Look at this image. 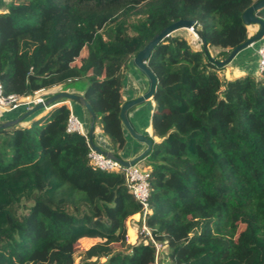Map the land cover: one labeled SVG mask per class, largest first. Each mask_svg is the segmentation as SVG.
<instances>
[{
    "label": "trees",
    "instance_id": "16d2710c",
    "mask_svg": "<svg viewBox=\"0 0 264 264\" xmlns=\"http://www.w3.org/2000/svg\"><path fill=\"white\" fill-rule=\"evenodd\" d=\"M255 1L6 0L2 91L22 98L78 88L93 130L98 122L119 156L130 58L164 26L192 19L222 59L251 35L241 13ZM255 14L264 20V6ZM177 31L145 59L156 83L151 147L140 160L148 173L144 224L168 248L170 264H264V67L225 77L226 66ZM80 79L82 88L74 84ZM67 115L60 103L27 124L0 127V264H74L75 257L157 264L146 237L126 242L127 220L139 218L140 206L121 173L91 166L84 137L65 132ZM84 238L94 242L75 250Z\"/></svg>",
    "mask_w": 264,
    "mask_h": 264
},
{
    "label": "water",
    "instance_id": "95a60500",
    "mask_svg": "<svg viewBox=\"0 0 264 264\" xmlns=\"http://www.w3.org/2000/svg\"><path fill=\"white\" fill-rule=\"evenodd\" d=\"M264 6V0H256L252 4H250L247 8H245L241 13V20L244 25L253 24L256 26V30L253 34H251L246 40L241 42L240 44L234 46L226 52V55L222 59L215 60L213 51L207 47L206 40L202 34L199 24L192 19H177L170 24L161 28L157 33H155L143 46L140 48L129 60L130 66L145 80V88L144 90L134 98L123 101L119 106L118 116L120 119V123L122 128L126 131V133L137 143L142 144V149L139 153L133 156L130 159H122L120 156H115L111 151L100 148L93 142V119L94 114L89 107V105L84 101L81 95L67 92V91H59L50 96L47 100H45L42 104H36L30 109L26 110L21 116L16 119L2 122L0 127L10 125L17 121H20L21 118L26 117L33 113L34 111L44 108L50 104L57 102L58 100L64 101H72L80 106H82L87 115V131L86 137L87 142L96 152L103 154L106 157L112 158L116 160L122 167H127L130 165H134L136 162H139L149 151L151 147V139L145 135L140 133L135 129L133 124L129 119V113L143 105L147 100L152 98L154 86L156 83V79L150 69L147 67L145 63V59L148 57L152 48L165 37H168L172 32L185 29L190 30L198 43L204 54L208 59L212 60L217 67H221L229 64L236 54L251 46L254 42H257L264 38V20H262L259 16L255 14V11Z\"/></svg>",
    "mask_w": 264,
    "mask_h": 264
},
{
    "label": "built area",
    "instance_id": "2783aa9c",
    "mask_svg": "<svg viewBox=\"0 0 264 264\" xmlns=\"http://www.w3.org/2000/svg\"><path fill=\"white\" fill-rule=\"evenodd\" d=\"M3 3L6 0H2ZM256 56V69L259 73L264 67V40L258 41L254 48ZM44 88H40L33 92L32 96H25L20 98L15 94H4L2 91V85L0 83V110L1 111H12L19 107H23L25 110L30 109L36 104H42L44 102ZM69 101H59L46 106L49 108L56 104L64 103L68 108V115L65 123V132H74L82 135L88 146L87 157L92 167L101 171H119L123 177L125 188L133 197V199L140 206L139 214V228L138 234L141 237H146L153 245L155 256L161 247V243L156 242L152 239L149 229L144 224L145 214L147 212V197H148V183H147V170L143 169L139 171L134 165L122 167L116 160L106 157L103 154L96 152L87 142L86 137V126L84 122L80 120L70 109Z\"/></svg>",
    "mask_w": 264,
    "mask_h": 264
},
{
    "label": "crops",
    "instance_id": "0c3cea01",
    "mask_svg": "<svg viewBox=\"0 0 264 264\" xmlns=\"http://www.w3.org/2000/svg\"><path fill=\"white\" fill-rule=\"evenodd\" d=\"M3 7H4V3L2 1H0V10H2ZM251 26L253 27V33H254L256 30V26L253 24ZM247 49H248V51L245 53H243L242 51H244L246 49L239 51L236 54V56L233 58V60L229 64H227V66H231V64L237 62V65L239 64V67L246 68L249 52L251 54V57H252L254 63L256 64V56H255V52H254V47L250 48V50H249V48H247ZM245 72L251 73L249 71V68H248V70L245 69ZM122 85H123L122 96H123V99L125 101L128 99L134 98L135 96L139 95L144 90L145 80L128 63V69L126 70V72L124 74ZM59 91H60L59 87L52 86V87L46 88L44 91V95H43L44 101L47 100L50 96H52L54 93L59 92ZM67 92L75 93L78 95L81 94L80 92H76L73 90H70ZM59 101H64V100H58L57 102H59ZM67 103L70 105V109H71L72 113H74L78 118H80V120L82 122H84V120H85L84 117L86 118L85 126H86V131H87L88 119H87V115H86L84 108L82 106L72 102V101L67 102ZM152 106H153L152 100L149 99L143 105L132 110L129 113V119H130L131 123L133 124V126L135 127V129L137 131H139L140 133L147 135L148 137L150 136L149 116H150V112L152 110ZM47 109L48 108H46V107L38 109V110L34 111L33 113H31L30 115L21 118L20 124L21 125L27 124L32 118L38 117L39 115L43 114ZM25 111L26 110L23 107H19L16 110H12V111H8V112L0 110V122L2 123L5 121L16 119L19 116H21V114H23ZM83 115H84V117H83ZM122 131H123V135L125 138V144H124V147H123L121 153L119 154V156L122 159L127 160V159L132 158L133 156H135L137 153L140 152V150L142 149V144L134 141L126 133V131L124 129ZM97 132L95 134V131L93 130V139L92 140H93L94 144H96L100 148H103L105 150L110 151L108 143L106 141V138ZM131 218H132V216H131ZM136 234H137V232H136ZM128 238L129 237L126 238V240H127L126 242L128 244H130Z\"/></svg>",
    "mask_w": 264,
    "mask_h": 264
},
{
    "label": "rangeland",
    "instance_id": "374dc122",
    "mask_svg": "<svg viewBox=\"0 0 264 264\" xmlns=\"http://www.w3.org/2000/svg\"><path fill=\"white\" fill-rule=\"evenodd\" d=\"M252 24L250 25H247V27L249 28V34H252L253 33V27L251 26ZM177 34H180L182 35L183 37H185L189 44L193 47V48H198L199 45H198V41L197 39L195 38L194 34L188 30H185V29H180L176 32ZM264 40V38H263ZM258 43L257 42H254L251 46H249V50L250 48H255L256 44ZM246 50L242 51L243 53L247 52L248 49L245 48ZM83 52H81L82 54ZM238 60V59H237ZM77 61V59H76ZM226 67H224V72L222 73V75H224L225 77H231V76H235V75H241L245 72V69L248 70L249 68V71L256 75L258 72H257V69H256V64L254 63L252 57H251V54L249 52V56H248V61H247V64H246V68H241L239 67V64L237 65V62L231 64V66H227V65H224ZM225 73V74H224ZM85 81L83 79H80L78 81H76L74 84H76L78 87L82 88L84 85H85ZM70 90H73V91H76V92H80L79 89H69ZM122 91H123V87H122ZM84 117V115H83ZM84 124H86V118L84 117ZM94 131H95V134L96 132L99 133L100 135L104 136L100 131H99V127H98V122L95 123L94 125ZM105 137V136H104ZM134 167L137 168L139 171H142L144 169V165H143V162L139 161V162H136L134 164ZM137 216V215H136ZM132 216V218L130 217L128 220H127V237H129V242L130 244L134 243L136 240H137V235H139L138 233L136 234V232H138V228H139V218L138 216ZM242 225H239L238 226V230L241 229ZM130 234V235H129ZM127 241V240H126ZM94 242L93 239H88V238H84V239H81V240H78L76 242H74L73 244V248L76 250V249H83V248H86L88 247L89 245H91L92 243ZM113 246H117V245H113ZM168 252V248L163 246L162 248H160L159 252H158V256H157V261L156 263L157 264H170L169 260L166 259V254ZM77 260H78V257H75L74 259V264H79L77 263ZM101 261L100 260H92L90 261L89 263H92L93 264H96L97 262Z\"/></svg>",
    "mask_w": 264,
    "mask_h": 264
},
{
    "label": "bare ground",
    "instance_id": "6f19581e",
    "mask_svg": "<svg viewBox=\"0 0 264 264\" xmlns=\"http://www.w3.org/2000/svg\"><path fill=\"white\" fill-rule=\"evenodd\" d=\"M190 32V30H188Z\"/></svg>",
    "mask_w": 264,
    "mask_h": 264
}]
</instances>
